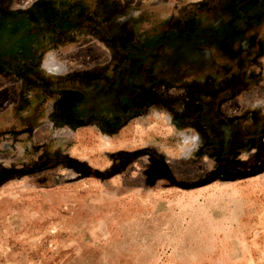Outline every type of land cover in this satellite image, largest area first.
Segmentation results:
<instances>
[{"label": "rangeland", "instance_id": "374dc122", "mask_svg": "<svg viewBox=\"0 0 264 264\" xmlns=\"http://www.w3.org/2000/svg\"><path fill=\"white\" fill-rule=\"evenodd\" d=\"M0 264H264V0H0Z\"/></svg>", "mask_w": 264, "mask_h": 264}]
</instances>
